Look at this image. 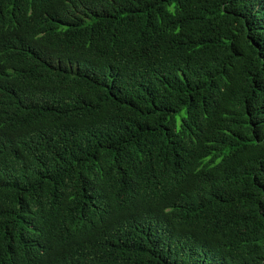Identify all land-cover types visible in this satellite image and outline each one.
<instances>
[{
    "label": "trees",
    "instance_id": "16d2710c",
    "mask_svg": "<svg viewBox=\"0 0 264 264\" xmlns=\"http://www.w3.org/2000/svg\"><path fill=\"white\" fill-rule=\"evenodd\" d=\"M0 264H264V0H0Z\"/></svg>",
    "mask_w": 264,
    "mask_h": 264
}]
</instances>
